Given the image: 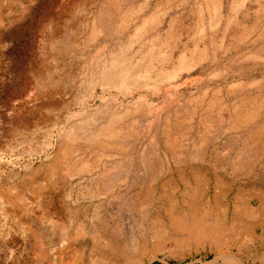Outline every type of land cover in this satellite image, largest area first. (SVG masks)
I'll return each mask as SVG.
<instances>
[{
	"label": "rangeland",
	"instance_id": "obj_1",
	"mask_svg": "<svg viewBox=\"0 0 264 264\" xmlns=\"http://www.w3.org/2000/svg\"><path fill=\"white\" fill-rule=\"evenodd\" d=\"M218 2L0 0V264H264V0Z\"/></svg>",
	"mask_w": 264,
	"mask_h": 264
},
{
	"label": "bare ground",
	"instance_id": "obj_2",
	"mask_svg": "<svg viewBox=\"0 0 264 264\" xmlns=\"http://www.w3.org/2000/svg\"><path fill=\"white\" fill-rule=\"evenodd\" d=\"M112 1V0H111ZM181 1V0H180ZM219 0H213V4H214V6L217 8L218 6V2ZM116 2V1H115ZM117 3H119V2H117ZM107 4V3H106ZM154 4V3H153ZM116 5V4H115ZM117 7V6H116ZM118 8H121V7H118ZM218 9V8H217ZM113 11V10H112ZM182 12V11H181ZM114 13V12H113ZM101 16V15H100ZM218 18H219V16H218ZM152 19H154V17L152 18ZM95 20V19H94ZM159 20V19H158ZM182 20V19H181ZM174 23V22H173ZM154 25V24H153ZM174 25V24H173ZM93 28H94V26H92ZM98 29V28H97ZM119 29V28H118ZM93 30V29H92ZM136 30H138V28H136ZM94 31V30H93ZM175 33V32H174ZM99 34V33H98ZM89 36V35H88ZM87 36V37H88ZM100 36V35H99ZM122 37V36H121ZM133 37V36H132ZM114 38V37H113ZM124 38H125V35H124ZM158 38V37H157ZM156 38V39H157ZM155 39V40H156ZM91 42V41H90ZM95 42V41H94ZM93 43V42H92ZM87 44V43H86ZM89 45V44H88ZM87 46V45H86ZM93 46V45H92ZM89 47V46H88ZM151 49H152V47H151ZM159 49V48H158ZM130 50V49H129ZM159 51V50H158ZM153 52V51H152ZM114 53V52H113ZM160 53V52H159ZM184 53V52H183ZM182 53V54H183ZM118 54V53H117ZM113 55V54H112ZM111 55V56H112ZM119 55V54H118ZM135 55V54H134ZM146 55V54H145ZM166 55V54H165ZM117 56V55H116ZM150 56V55H149ZM157 56V55H156ZM160 56V55H159ZM183 56H185V54L184 55H182L181 57H183ZM161 57V56H160ZM193 57V56H192ZM98 58V57H97ZM166 58V57H165ZM143 59H145V58H143ZM156 59V58H155ZM158 59V58H157ZM185 59V58H184ZM148 60V59H147ZM181 59H179V61H180ZM152 61V60H151ZM151 61H150V63H151ZM165 61V60H164ZM183 61H185V60H183ZM186 62V61H185ZM190 63V62H189ZM96 65H97V63H96ZM136 65V64H135ZM139 65V64H138ZM152 65V64H151ZM179 66V65H178ZM183 66H185V63H184V65ZM182 68V67H181ZM123 69H128V68H126V67H124V68H122V69H117V68H113V69H111L110 71H109V73H108V78H113V77H116L117 75H120V70L122 71ZM142 69V68H141ZM128 70H130V69H128ZM149 70V69H148ZM182 70V69H181ZM132 71V70H131ZM172 72V71H171ZM177 73V72H176ZM181 73V72H180ZM133 75V74H132ZM150 75V74H149ZM121 76V75H120ZM128 76V75H127ZM168 76V75H167ZM173 76V75H172ZM174 76H175V74H174ZM171 77V76H170ZM131 78V77H130ZM164 78V77H163ZM139 79H141V78H139ZM174 79V78H173ZM128 80V79H127ZM168 81V80H167ZM125 82V81H124ZM122 83V82H121ZM127 83V82H126ZM125 84V83H124ZM135 86V85H134ZM133 86V87H134ZM141 86V85H140ZM150 86V85H149ZM130 87H132V86H130ZM134 88H136V87H134ZM107 96V95H106ZM180 96V95H179ZM103 98V97H102ZM131 106V105H130ZM134 106V105H133ZM138 106V105H137ZM123 107V106H122ZM132 107V106H131ZM130 107V108H131ZM133 108V107H132ZM131 108V109H132ZM126 109V108H125ZM134 110V109H133ZM185 111V110H184ZM183 111V112H184ZM217 111V110H216ZM234 111V110H233ZM114 112V111H113ZM112 112V113H113ZM150 112V111H149ZM148 112V113H149ZM152 112V111H151ZM79 113V112H78ZM104 113V112H103ZM133 113V112H132ZM136 113V112H135ZM181 113L182 112H180V115H181ZM187 112H185V114H186ZM217 113V112H216ZM234 113V112H233ZM51 115V114H50ZM210 115V114H209ZM219 115V114H218ZM178 116V115H177ZM186 117H187V115H186ZM204 117V116H203ZM224 117V116H223ZM50 118V117H49ZM111 119H112V117H111ZM114 119V118H113ZM200 119V118H199ZM209 119V118H208ZM224 119V118H223ZM237 119V118H236ZM51 120V119H50ZM122 120V119H121ZM125 120V119H124ZM188 120V119H187ZM212 120V119H211ZM115 121V120H114ZM117 121V120H116ZM112 122V121H111ZM110 122V123H111ZM182 122V121H181ZM204 122V121H203ZM213 122H215V121H213ZM113 123V122H112ZM125 123V122H124ZM216 123V122H215ZM104 124V123H103ZM107 124V123H106ZM130 124H132V123H130ZM212 124V123H211ZM110 125V124H109ZM231 126V125H230ZM229 126V127H230ZM98 128V127H97ZM231 128H232V126H231ZM71 129H73V128H71ZM100 129V128H99ZM107 129V128H106ZM166 129V128H165ZM71 131V130H70ZM102 131H103V129H102ZM101 131V132H102ZM200 131H202V130H200ZM262 131V130H261ZM107 132V131H106ZM105 132V133H106ZM204 132V131H203ZM62 133V132H61ZM71 133V132H70ZM175 133V132H174ZM205 133V132H204ZM172 134H173V132H172ZM100 135H102V134H100ZM200 135V134H199ZM253 135V134H252ZM136 136V135H135ZM174 136V135H173ZM202 136V135H201ZM92 137H93V135H92ZM91 137V138H92ZM104 137V136H103ZM175 137V136H174ZM69 139V138H68ZM72 139V138H71ZM179 139V138H178ZM66 140V139H65ZM79 140V139H78ZM153 140V139H152ZM254 140V139H253ZM74 141V140H73ZM173 141V140H172ZM80 142H83V141H80ZM153 142V141H152ZM253 141L251 140V143H252ZM78 143V142H77ZM176 143V142H175ZM259 143V142H258ZM174 144V143H173ZM97 145V144H96ZM99 145V144H98ZM93 146V145H92ZM117 146V145H116ZM168 146V145H167ZM181 146V145H180ZM108 147V146H107ZM67 147H65L64 149H66ZM86 148V147H85ZM112 148V147H111ZM169 148V147H168ZM179 148V147H178ZM185 148V147H184ZM101 149H102V147H101ZM174 149H176V148H174ZM95 150V149H94ZM172 150V149H171ZM171 150H170V152H171ZM79 151H81V150H79ZM173 151V150H172ZM177 151H179V150H177ZM187 151V150H186ZM65 152V151H64ZM92 152V151H91ZM94 152V151H93ZM65 153H67V152H65ZM182 153H183V151H182ZM68 154V153H67ZM66 154V155H67ZM71 155V154H70ZM84 155V154H83ZM115 155V154H114ZM172 155V154H171ZM184 155V154H183ZM182 155V156H183ZM68 156V155H67ZM82 156V155H81ZM153 156V155H152ZM173 156V155H172ZM88 158H90V157H88ZM173 158V157H172ZM187 159V158H186ZM89 160V159H88ZM92 160V159H91ZM75 161H76V159H75ZM81 161V160H80ZM90 162V161H89ZM71 163V162H70ZM73 163H74V161H73ZM91 163V162H90ZM79 164V163H78ZM84 164V163H83ZM71 165V164H70ZM70 165H68V166H70ZM177 165V164H176ZM73 166V165H72ZM115 166H116V164H115ZM94 168H96V167H94ZM91 169V168H90ZM91 171V170H90ZM104 173V172H103ZM107 173V172H106ZM70 174H72V173H70ZM155 177V176H154ZM203 178V177H202ZM97 189V188H96ZM147 190V189H146ZM163 190V189H162ZM119 194V193H118ZM134 194H136V193H134ZM97 195V194H96ZM137 195V194H136ZM130 199H131V197H130ZM100 202V201H99ZM186 203V202H185ZM197 203H198V200L195 198V197H193L192 198V200L188 203L189 204V208H190V211H191V209H192V207H195L196 205H197ZM96 204V203H95ZM94 204V205H95ZM134 205V204H133ZM145 208V207H144ZM144 213V212H143ZM142 213V214H143ZM141 215V214H140ZM95 216V215H94ZM96 217V216H95ZM189 217H191V219H190V223L188 222L189 221ZM92 218V217H91ZM217 218L218 219H216V217L214 218V220H215V223L213 224V225H210V226H208V224H209V220H208V218H207V213H205V212H203V213H199L197 210H195V211H193L192 213H190V214H187L186 212H184V213H179L178 215H177V217L176 218H174L173 217V219H172V227L173 228H175L180 234H181V237L179 238V239H177V243L179 244V245H183V240H185V237H186V235H189V237L191 236V237H193V238H196V239H200L202 236H204V237H206V238H208V239H213V237H215V235H216V233H218V231H223V229H221L219 226V223H220V219H221V217L220 216H217ZM146 219V218H145ZM233 220L234 221H241L242 220V213H241V211H236L235 212V214H234V217H233ZM151 221H153V220H151ZM188 223V224H187ZM190 224V225H189ZM153 225V224H152ZM156 225H157V223H156ZM152 227V226H151ZM150 227V228H151ZM154 228V227H153ZM99 229H100V227H99ZM166 230V229H165ZM242 230L243 231H246L247 232V230H248V227H242ZM154 237H156L155 235H154ZM144 238V237H143ZM157 238V237H156ZM151 240H153V239H151ZM147 241V240H146ZM202 241V240H201ZM211 241V240H210ZM225 253V252H224ZM219 256V255H218ZM219 257H221V255L219 256ZM222 259V258H221ZM223 259H224V261H225V264H241V260L240 259H238L237 257H235V256H233V255H231V254H227V255H225V256H223ZM216 261H217V259H216ZM220 261V260H219ZM222 261V260H221ZM223 261V262H224ZM218 262V261H217ZM258 262V261H257ZM215 262H212V263H210V264H214ZM250 263V262H249Z\"/></svg>",
	"mask_w": 264,
	"mask_h": 264
}]
</instances>
